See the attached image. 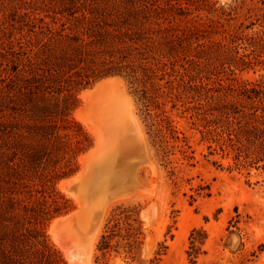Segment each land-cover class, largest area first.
Masks as SVG:
<instances>
[{
    "label": "rangeland",
    "instance_id": "374dc122",
    "mask_svg": "<svg viewBox=\"0 0 264 264\" xmlns=\"http://www.w3.org/2000/svg\"><path fill=\"white\" fill-rule=\"evenodd\" d=\"M34 1L0 0V10L10 9L0 12L4 24L0 32L2 43L8 44L4 37L10 32L20 38L25 9ZM200 1L204 9L214 3L217 9L235 7L231 21L222 20L219 28L215 26V30L223 27L221 30L228 33L250 24L264 12V0ZM109 78L117 81V93L132 102L149 164H142L138 170L135 191L117 178L101 186L102 190L95 183L88 190V197L95 191L115 197L104 210L101 229L93 241L91 263L264 264V164L242 167L233 155L221 150L220 138L207 135L204 122L188 111V106L193 105L180 95L183 90H177L180 76L161 82L164 96L159 106L150 108L152 118L126 79ZM109 78L79 93L77 108L69 120L72 122L59 125L56 133L36 134L33 126H49L50 122L39 123L25 113L10 112L5 119L8 133L0 134V214L11 212L12 216L26 219H47L46 236L66 264L74 263L50 228L60 218L69 221L65 232L70 225L82 222L80 215H75L81 206L79 200L65 192L61 183L79 176L82 156L95 148L94 133L77 115L85 106L83 95ZM236 78L239 82L255 83L264 78V67L237 72ZM169 81L176 90L168 89ZM157 130H162L163 137H157ZM3 152L5 160L12 162L10 169L1 158ZM153 206L156 215L148 222ZM145 211L149 219L144 217ZM60 234L57 236L62 240Z\"/></svg>",
    "mask_w": 264,
    "mask_h": 264
},
{
    "label": "trees",
    "instance_id": "16d2710c",
    "mask_svg": "<svg viewBox=\"0 0 264 264\" xmlns=\"http://www.w3.org/2000/svg\"><path fill=\"white\" fill-rule=\"evenodd\" d=\"M200 3L35 0L25 9L20 38L10 32L7 45L0 40V134L8 133L10 112L50 122L33 131L54 134L72 122L82 90L116 76L133 86L152 118L150 108L164 96L161 82L180 76L179 88L169 81L168 89L183 90L180 95L193 105L188 111L204 122L207 135L220 138L221 150L242 167L264 164V78H236L264 67V12L228 33L215 28L233 19L235 7L217 9L214 3L204 9ZM10 213L0 214V264H66L46 236L47 219Z\"/></svg>",
    "mask_w": 264,
    "mask_h": 264
},
{
    "label": "bare ground",
    "instance_id": "6f19581e",
    "mask_svg": "<svg viewBox=\"0 0 264 264\" xmlns=\"http://www.w3.org/2000/svg\"><path fill=\"white\" fill-rule=\"evenodd\" d=\"M116 83L115 78H109L97 84L93 91L85 92V106L77 113L80 120L94 133L95 148L82 156L83 166L79 176L62 182L61 188L79 200L81 206L75 215H80L82 222H77L78 226L70 225L65 232L63 225L68 219L60 218L55 220L50 228V233L74 264H92L93 241L98 237L104 210L111 200L115 199L103 191H95L92 197H88L90 187L94 183L98 188L104 187L117 178L129 190L135 191L134 186L138 187V170L142 164H149L141 130L132 111V102L117 93ZM143 214L149 219L146 211ZM155 215L154 207L152 218L148 222H151ZM60 223L63 224L62 227ZM60 233L63 234L62 240L57 236Z\"/></svg>",
    "mask_w": 264,
    "mask_h": 264
},
{
    "label": "water",
    "instance_id": "95a60500",
    "mask_svg": "<svg viewBox=\"0 0 264 264\" xmlns=\"http://www.w3.org/2000/svg\"><path fill=\"white\" fill-rule=\"evenodd\" d=\"M67 223H69V221H65L64 225H63L62 223H60V226H61V227H62V225H63V226H66Z\"/></svg>",
    "mask_w": 264,
    "mask_h": 264
}]
</instances>
